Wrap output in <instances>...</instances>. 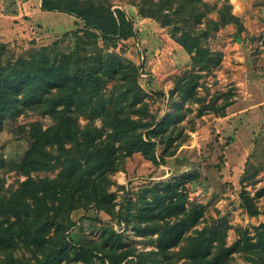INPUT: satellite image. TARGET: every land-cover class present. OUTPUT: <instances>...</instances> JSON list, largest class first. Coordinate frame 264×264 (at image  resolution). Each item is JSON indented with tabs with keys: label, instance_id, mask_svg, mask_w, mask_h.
Segmentation results:
<instances>
[{
	"label": "rangeland",
	"instance_id": "374dc122",
	"mask_svg": "<svg viewBox=\"0 0 264 264\" xmlns=\"http://www.w3.org/2000/svg\"><path fill=\"white\" fill-rule=\"evenodd\" d=\"M102 1L123 9L130 21L123 31L127 36L120 37L115 47H104L102 39L98 45L115 53L127 65L126 70L128 63L136 67L135 80L144 104L138 102L132 116L159 120L178 107L180 97L169 89L184 69L196 76L194 94L198 99L185 102L181 119L168 124L164 133L169 137L155 144V159L138 151L123 157L119 169L110 175L109 188L115 193L113 212L94 205L75 209L70 214L75 223L69 233L75 241L87 240L100 249L91 251L94 264H138L139 257L154 255L158 247L156 233L135 231L133 224L139 223L132 216L135 207L139 208L141 197L149 194L151 186L185 175L179 186L186 196L185 204L199 207L202 213L180 242L168 248V264L186 259L180 252L189 250L198 231L207 234L215 229L212 254L236 240L242 243L245 236L255 240L257 227L264 222V0H201L197 4L201 20L192 19L189 25L208 27L202 42L217 59L202 69L192 64L193 52H187L171 35L170 24L162 23L148 10L139 11L140 5L150 6L147 0ZM222 7L236 18L222 21ZM80 25V19L65 10L43 9L41 0H0V42L14 56L32 54L37 64L38 49L55 41L67 47ZM111 88L108 82L106 91ZM78 120L83 125L87 118L79 116ZM51 123L49 115L36 110L6 118L0 128V160L4 163L0 166V196L8 195L26 177L7 162L19 158L28 139ZM94 123L101 125L98 117ZM56 172L38 170L30 175L52 177ZM127 204L131 207L126 215L128 223L116 215ZM110 232L119 236L104 244ZM127 250L131 254L125 255ZM103 251L110 254L102 257ZM14 253L33 259L32 252L22 246ZM223 264L261 263L256 254L241 247L233 248Z\"/></svg>",
	"mask_w": 264,
	"mask_h": 264
},
{
	"label": "trees",
	"instance_id": "16d2710c",
	"mask_svg": "<svg viewBox=\"0 0 264 264\" xmlns=\"http://www.w3.org/2000/svg\"><path fill=\"white\" fill-rule=\"evenodd\" d=\"M147 2L150 6L140 5L139 11L148 10L162 23L170 24L175 40L187 52H193V65L202 69L216 63L214 52L202 42L208 27L189 25L192 19L201 20L197 13L201 0ZM41 6L74 14L81 25L72 32L74 40L67 47L55 41L38 49L39 64L32 54L14 56L0 42V128L6 118L25 110L52 118L51 124L28 139L19 158L7 162L26 177L8 195L0 196V264H62L64 260L94 264L91 251L98 248L87 240L75 241L68 231L75 223L71 212L92 205L113 212L115 193L109 188L110 175L119 169L123 157L133 152L155 159V144L169 137L164 133L168 124L181 119L185 102L198 99L194 94L197 79L184 69L169 89L180 97L181 104L159 120L153 116L144 121L135 118L136 104H144L135 80L136 67L128 63L126 70L127 65L115 53L98 45V39H102L104 47H115L120 37L127 36L123 31L130 21L125 11L111 8L102 0H41ZM223 7L219 9L222 21L236 18ZM209 22L217 25L216 20ZM108 82L112 88L106 91ZM79 116L87 118L83 125ZM96 117L99 126L94 123ZM3 164L0 160V166ZM55 169L52 177L30 175L31 171ZM185 179V175H179L177 180L166 179L151 186L149 194L141 197L139 208L135 207L132 216L139 222L133 224L135 231L142 235L156 233L158 247L154 255L139 257L138 264H168V248L176 246L197 224L202 211L186 206V196L179 187ZM130 210L127 204L116 215L128 223ZM214 231H198L192 236L189 250L180 252L186 259L179 264H223L233 248L241 247L264 264V222L258 225L255 240L245 236L242 243L236 240L212 254ZM117 236L119 233H108L104 244ZM17 246L30 250L33 259L15 254ZM109 254L103 251L102 257Z\"/></svg>",
	"mask_w": 264,
	"mask_h": 264
}]
</instances>
